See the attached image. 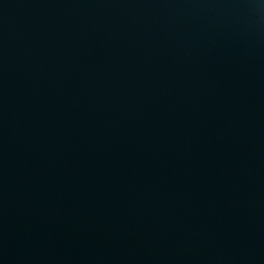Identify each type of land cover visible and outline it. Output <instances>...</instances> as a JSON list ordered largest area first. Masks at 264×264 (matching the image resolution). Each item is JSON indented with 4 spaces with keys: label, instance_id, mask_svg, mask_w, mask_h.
Returning a JSON list of instances; mask_svg holds the SVG:
<instances>
[{
    "label": "water",
    "instance_id": "1",
    "mask_svg": "<svg viewBox=\"0 0 264 264\" xmlns=\"http://www.w3.org/2000/svg\"><path fill=\"white\" fill-rule=\"evenodd\" d=\"M0 264H264V0H0Z\"/></svg>",
    "mask_w": 264,
    "mask_h": 264
}]
</instances>
